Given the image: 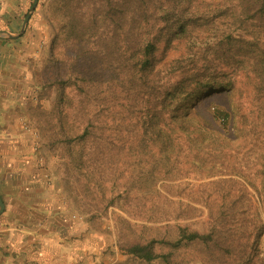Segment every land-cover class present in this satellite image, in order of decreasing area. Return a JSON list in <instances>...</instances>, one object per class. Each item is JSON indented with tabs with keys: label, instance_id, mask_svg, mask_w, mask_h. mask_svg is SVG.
<instances>
[{
	"label": "trees",
	"instance_id": "16d2710c",
	"mask_svg": "<svg viewBox=\"0 0 264 264\" xmlns=\"http://www.w3.org/2000/svg\"><path fill=\"white\" fill-rule=\"evenodd\" d=\"M206 2L203 9L201 0H62L76 76L73 81L59 82L60 104L68 99L71 86L82 99V110L75 116L81 124L68 120L77 132L66 137L64 166L68 178L83 190L75 191L76 196L90 211L106 212L119 201L131 210L134 200H138L110 194L111 176L124 162V156L128 158L133 143L121 129L113 135L99 126L101 119L97 120L100 117L95 111L102 110L107 97L99 90L97 81H102L104 70L123 69L134 74L133 81L138 83L134 96L144 99L150 75L177 45H188L187 56L191 59L188 66L186 63L177 68L176 81L162 93L157 104L158 113H169L172 124L192 143L205 142L214 137L212 133L230 136L241 128L233 120L235 112H240L248 123L245 103L237 97L233 113L229 107L214 106L212 100L233 89L238 95L241 92L243 98L254 100L260 113L261 135L253 145H257V160L264 166V0ZM200 42L205 44L193 53ZM86 101L97 109H87ZM145 135L151 132L146 129ZM223 165L221 162L220 167ZM231 170L223 171L230 178L211 182L214 193L205 196L207 201L203 203L210 211L209 220L201 227L188 221V212L194 207L183 201L179 202L172 226L153 228L121 218L120 250L147 263L161 259L166 264H175V253L190 246H200L203 253L225 261L243 257L247 249L252 259L258 257L262 230L255 237H248L244 245L234 222L236 212L246 207V190L239 187L235 177L248 178L247 173L237 164ZM261 172L264 175V167L258 174ZM251 186L258 189L255 183ZM139 228L149 233L137 232L135 229ZM161 229L165 231L157 233Z\"/></svg>",
	"mask_w": 264,
	"mask_h": 264
},
{
	"label": "rangeland",
	"instance_id": "374dc122",
	"mask_svg": "<svg viewBox=\"0 0 264 264\" xmlns=\"http://www.w3.org/2000/svg\"><path fill=\"white\" fill-rule=\"evenodd\" d=\"M206 1L201 0L203 9H206ZM3 2L18 6L17 27L7 31L8 25H4L0 38L18 48L16 67L11 73L18 85L14 87L12 97L21 95L19 98L24 100L15 110L23 116L22 128L27 133L20 146V153H26L22 158H28L26 179L30 180L25 192H32L38 207L51 205L65 211L61 220H65L66 227L70 229L64 230V225L60 235L62 241L71 246L65 252L66 258L80 259L77 264H166L161 259L147 263L120 250L121 218L153 228L172 226L178 215L179 202L183 201L194 207L188 212L191 217L188 221L195 227H201L209 220L210 211L203 203L207 201L205 196L214 193L211 182L221 177L230 178L224 173L232 171L231 167L237 164L248 178L235 177L239 180V187L246 190V207L236 212L238 216L234 222L244 245L248 237H255L262 230L261 254L252 259L250 249H242L246 252L243 257L225 261L203 253L200 246H190L178 250L173 260L175 264H264V228H261L264 227V175L262 172L258 174L264 166L257 160V145H253L256 137L261 135V117L254 100H248V96L243 98L241 92L239 96L234 89L226 96L217 94L212 100L214 106L229 107L233 113L235 101L240 97V102L245 103L248 123L240 112H235L233 120L241 128L234 134L219 137L212 133L214 137L205 142H195L193 135L192 143L172 124L169 113H158L157 108L162 93L176 81L177 68L191 59L187 56L188 45H177V49L171 50L166 60L150 75L147 97L141 100L134 96L138 85L133 81L134 74L115 67L104 70L102 81L97 83L107 101L101 106L102 110L95 111L100 117L97 120L101 119L98 124L106 134L114 135L121 129L133 143L128 158L124 156V162L111 176L110 194L133 196L138 200H134L131 210L119 201L109 206L106 212L90 211L76 196L75 191L83 190L68 178L64 166L67 160L64 150L66 137L77 132L68 120L81 124L75 116L82 110V99L71 86L67 90L68 99L60 104L59 82L62 79L73 81L76 76L72 63L74 49L66 37L67 21L62 11V0H39L25 32L19 38H11L10 33L18 35L21 32L34 0ZM197 44L193 53H198L205 43ZM85 105L87 109H97L91 102L86 101ZM146 129L151 135H145ZM221 162H224L223 167H220ZM249 183L257 184L258 189ZM80 197L82 199L84 195ZM128 211L139 216L130 215ZM92 216L94 218L90 222ZM56 219L53 217L52 220ZM135 230L149 233L142 228ZM163 230L157 233H163Z\"/></svg>",
	"mask_w": 264,
	"mask_h": 264
},
{
	"label": "crops",
	"instance_id": "0c3cea01",
	"mask_svg": "<svg viewBox=\"0 0 264 264\" xmlns=\"http://www.w3.org/2000/svg\"><path fill=\"white\" fill-rule=\"evenodd\" d=\"M18 21V6L0 0V31L4 25L12 31ZM17 55L18 48L0 38V196L6 206L0 215V264H77L80 259L66 258L71 246L60 235L65 211L51 205L38 207L32 192H25L30 180L26 179L28 158H22L26 153H20V146L27 133L22 128L23 116L15 110L24 100L21 95L12 97L18 85L11 75ZM63 229L70 228L65 225Z\"/></svg>",
	"mask_w": 264,
	"mask_h": 264
},
{
	"label": "water",
	"instance_id": "95a60500",
	"mask_svg": "<svg viewBox=\"0 0 264 264\" xmlns=\"http://www.w3.org/2000/svg\"><path fill=\"white\" fill-rule=\"evenodd\" d=\"M38 2H39V0H34V3L32 5L31 11H30V13L27 15V17L25 19V22L23 24L21 32L18 35H10L11 38H19L25 32L26 27H27V25H28V23H29V21L31 19V16H32L33 12L36 10ZM0 35H2V33H0ZM5 208H6L5 202L2 199V197L0 196V215H2V213L5 211Z\"/></svg>",
	"mask_w": 264,
	"mask_h": 264
}]
</instances>
